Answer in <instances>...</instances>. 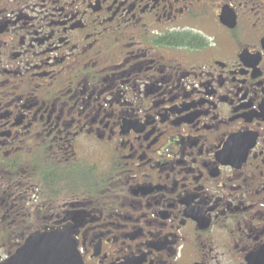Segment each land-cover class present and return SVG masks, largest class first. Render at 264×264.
I'll list each match as a JSON object with an SVG mask.
<instances>
[{
    "label": "flooded vegetation",
    "instance_id": "af4514ba",
    "mask_svg": "<svg viewBox=\"0 0 264 264\" xmlns=\"http://www.w3.org/2000/svg\"><path fill=\"white\" fill-rule=\"evenodd\" d=\"M264 264V0H0V264Z\"/></svg>",
    "mask_w": 264,
    "mask_h": 264
},
{
    "label": "water",
    "instance_id": "95a60500",
    "mask_svg": "<svg viewBox=\"0 0 264 264\" xmlns=\"http://www.w3.org/2000/svg\"><path fill=\"white\" fill-rule=\"evenodd\" d=\"M10 264H82L70 233L35 234Z\"/></svg>",
    "mask_w": 264,
    "mask_h": 264
}]
</instances>
